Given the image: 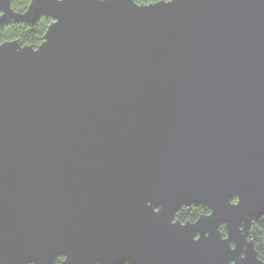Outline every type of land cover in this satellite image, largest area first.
Masks as SVG:
<instances>
[{"label": "water", "instance_id": "95a60500", "mask_svg": "<svg viewBox=\"0 0 264 264\" xmlns=\"http://www.w3.org/2000/svg\"><path fill=\"white\" fill-rule=\"evenodd\" d=\"M41 16L0 42V264H264V0H0Z\"/></svg>", "mask_w": 264, "mask_h": 264}, {"label": "trees", "instance_id": "16d2710c", "mask_svg": "<svg viewBox=\"0 0 264 264\" xmlns=\"http://www.w3.org/2000/svg\"><path fill=\"white\" fill-rule=\"evenodd\" d=\"M137 3H151L159 0H134ZM11 7L15 11L23 12L30 0H10ZM50 16H41L34 23H26V22H13L9 21L3 26H0V42L6 40H18L21 45H32L33 47H38V45L43 40V35L46 32L47 26L51 22ZM234 201L236 199H233ZM209 209L202 205H190L183 206L180 210L175 214V219H179L181 221H194L200 215L204 213H208ZM221 233L225 235L226 230L225 226H220ZM249 240H251L256 249L257 255L260 259L264 260V214L255 218L251 226L249 228ZM62 259V257H58L55 260L54 264H58V262ZM28 264V263H27ZM31 264V263H29ZM123 264H130L125 262Z\"/></svg>", "mask_w": 264, "mask_h": 264}]
</instances>
